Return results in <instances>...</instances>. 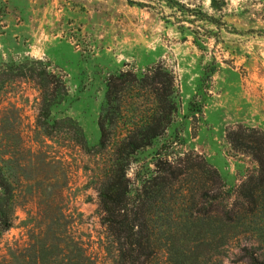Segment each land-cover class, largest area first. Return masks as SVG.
<instances>
[{
	"label": "rangeland",
	"instance_id": "1",
	"mask_svg": "<svg viewBox=\"0 0 264 264\" xmlns=\"http://www.w3.org/2000/svg\"><path fill=\"white\" fill-rule=\"evenodd\" d=\"M37 57L49 60L68 87L52 117L76 119L90 145L100 137L98 114L111 73L156 61L173 71L174 119L134 155L132 186L153 172L155 161L176 163L187 154L202 155L229 188L257 173L253 152L264 148V0H225L221 8L210 0H0V65ZM40 96L28 78L0 84V160L14 188L0 264H118L100 220L105 158L65 133L46 135L35 122ZM235 135L244 139L242 149L231 144ZM254 226L245 232L246 226L218 221V253L209 260L200 255L195 264H245L242 245L264 244V224ZM201 242L206 250L209 241ZM169 254L164 248L149 264H192Z\"/></svg>",
	"mask_w": 264,
	"mask_h": 264
},
{
	"label": "trees",
	"instance_id": "2",
	"mask_svg": "<svg viewBox=\"0 0 264 264\" xmlns=\"http://www.w3.org/2000/svg\"><path fill=\"white\" fill-rule=\"evenodd\" d=\"M224 3L210 0L214 8ZM15 77L38 84L41 96L35 122L46 135L65 133L85 152L105 158L97 186L100 220L116 245L118 264H149L164 248L173 262L183 258L195 264L200 255L209 260L218 253V221L246 226L245 232L264 224V148L253 152L257 173H245L234 188L226 187L217 168L200 154H187L176 163L157 160L153 172L132 186L128 170L134 155L163 135L175 115V76L162 62L141 71L122 68L106 78L97 120L100 137L94 145L73 117H52V106L67 95L68 87L49 60L37 57L0 65V84ZM259 136L264 142V133ZM229 139L235 149L245 145L242 136ZM13 189L0 160V232L13 223ZM175 207L184 211L175 212ZM184 239L195 244L189 248L175 244ZM202 240L209 241L206 250L200 247ZM241 249L239 259L245 264H264V244Z\"/></svg>",
	"mask_w": 264,
	"mask_h": 264
}]
</instances>
